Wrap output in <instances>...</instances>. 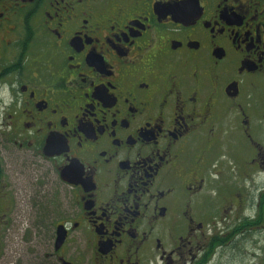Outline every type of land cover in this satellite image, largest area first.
Returning <instances> with one entry per match:
<instances>
[{"label":"flooded vegetation","instance_id":"obj_1","mask_svg":"<svg viewBox=\"0 0 264 264\" xmlns=\"http://www.w3.org/2000/svg\"><path fill=\"white\" fill-rule=\"evenodd\" d=\"M0 145L32 264H264V0H0Z\"/></svg>","mask_w":264,"mask_h":264},{"label":"rangeland","instance_id":"obj_2","mask_svg":"<svg viewBox=\"0 0 264 264\" xmlns=\"http://www.w3.org/2000/svg\"><path fill=\"white\" fill-rule=\"evenodd\" d=\"M0 164V264H32L29 226L55 220L56 203L68 194L49 185L47 165L22 158L14 146L0 145Z\"/></svg>","mask_w":264,"mask_h":264},{"label":"trees","instance_id":"obj_3","mask_svg":"<svg viewBox=\"0 0 264 264\" xmlns=\"http://www.w3.org/2000/svg\"><path fill=\"white\" fill-rule=\"evenodd\" d=\"M3 178V170H2V165L0 164V179Z\"/></svg>","mask_w":264,"mask_h":264}]
</instances>
